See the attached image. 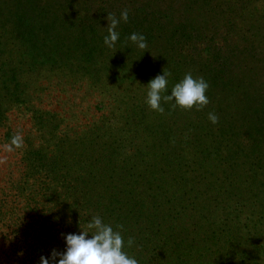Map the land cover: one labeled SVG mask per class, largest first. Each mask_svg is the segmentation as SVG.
<instances>
[{"label":"trees","instance_id":"16d2710c","mask_svg":"<svg viewBox=\"0 0 264 264\" xmlns=\"http://www.w3.org/2000/svg\"><path fill=\"white\" fill-rule=\"evenodd\" d=\"M124 10L129 20L108 48L107 16ZM26 22L46 33L59 26L61 38L86 45L85 64L107 62L128 88H146L153 71L141 66L158 56L173 80L183 69L210 85L202 110L162 101L159 113L138 98L131 106L124 101V135L97 142L89 159L84 143L68 145L61 168L75 160L78 174L60 183L73 196V211L57 223L55 249H65L63 234L79 233L99 215L116 230L123 226L124 250L139 264H229L237 246L242 264H264V0H0V35L8 39L0 50L16 52L12 39L22 41L16 28ZM132 33L145 35L146 51L131 43ZM139 51L141 64L109 60ZM38 223L28 233L27 264H41L53 250L40 247Z\"/></svg>","mask_w":264,"mask_h":264},{"label":"rangeland","instance_id":"374dc122","mask_svg":"<svg viewBox=\"0 0 264 264\" xmlns=\"http://www.w3.org/2000/svg\"><path fill=\"white\" fill-rule=\"evenodd\" d=\"M21 29L25 34L22 41L12 39L16 52L7 54L6 47L0 50V264H27L31 244L28 233L30 226L34 228L38 222L37 232L45 234L40 235V247L55 249L60 238L57 223L73 211L68 207L73 196L68 194L69 188H60V183L64 177L75 180L78 174L75 160L66 167L67 175L66 168H61L63 151L69 144L84 143L85 157L89 159L97 142L106 144L110 136L124 135V101L131 106L138 103L137 98L142 102L147 96L144 85L128 88L127 80L114 76V68L107 62L85 64L86 45L74 42L72 37L61 38L59 26L46 33L26 22L16 31ZM5 37L0 35V45L8 40ZM96 51L92 53V63L99 56ZM139 53L124 54V58L110 53L109 60L115 58L114 64L126 60L141 64L144 59ZM152 62L156 64L141 66L151 67L152 78L167 71L159 56ZM183 71L179 81L187 74V70L180 69ZM179 81L169 77L168 94ZM259 241L264 245V237ZM239 249L235 248L229 264H242Z\"/></svg>","mask_w":264,"mask_h":264},{"label":"clouds","instance_id":"9594fccd","mask_svg":"<svg viewBox=\"0 0 264 264\" xmlns=\"http://www.w3.org/2000/svg\"><path fill=\"white\" fill-rule=\"evenodd\" d=\"M108 34L104 37V44L108 48H115L120 38L117 28L121 21L129 20L127 10L121 12L117 18L108 14ZM133 45L139 49H148L147 38L142 33H132L128 37ZM171 73L163 71L152 78L146 86L147 96L145 103L150 110L159 113L164 112L163 103L174 101L173 107L191 110L194 107L202 110L210 100L206 95L209 83L203 77H194L191 73L176 82L169 91V77ZM208 119L212 124L219 122V117L214 112L208 113ZM80 227V225H79ZM116 230L109 223H105L101 216H92L87 228H81L79 233L63 234L65 249L58 251L53 249L48 256L41 257V264H139L138 260L130 256L125 249V240L122 235L123 226H117ZM134 239L127 240V246L134 244Z\"/></svg>","mask_w":264,"mask_h":264}]
</instances>
